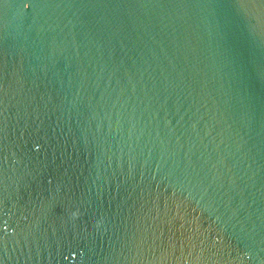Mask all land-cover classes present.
I'll list each match as a JSON object with an SVG mask.
<instances>
[{
  "label": "water",
  "instance_id": "obj_1",
  "mask_svg": "<svg viewBox=\"0 0 264 264\" xmlns=\"http://www.w3.org/2000/svg\"><path fill=\"white\" fill-rule=\"evenodd\" d=\"M0 264H264V0H0Z\"/></svg>",
  "mask_w": 264,
  "mask_h": 264
},
{
  "label": "clouds",
  "instance_id": "obj_2",
  "mask_svg": "<svg viewBox=\"0 0 264 264\" xmlns=\"http://www.w3.org/2000/svg\"><path fill=\"white\" fill-rule=\"evenodd\" d=\"M27 6V5H26Z\"/></svg>",
  "mask_w": 264,
  "mask_h": 264
}]
</instances>
